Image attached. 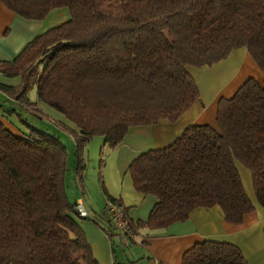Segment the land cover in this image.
<instances>
[{
    "label": "trees",
    "instance_id": "1",
    "mask_svg": "<svg viewBox=\"0 0 264 264\" xmlns=\"http://www.w3.org/2000/svg\"><path fill=\"white\" fill-rule=\"evenodd\" d=\"M2 2L26 20L44 21L59 8L71 19L37 35L14 61H0L2 75L21 81L0 83L13 107L0 103V264H99L82 225L90 215L80 217L67 192V147L18 107L38 118L46 105L76 126L70 132L82 184L95 136L116 148L131 129L176 123L199 100L190 68L212 67L246 48L264 72V0ZM11 114L28 130H9L3 120L11 122ZM239 164L251 172L256 202ZM129 174L136 192L157 201L147 221H131L102 186L108 208L125 211L134 236L186 222L197 209L218 206L235 226L257 207L264 211V84L249 79L221 100L215 128H187L170 147L141 154ZM107 233L114 251L119 241L134 242L118 236L111 221ZM182 264L250 263L236 245L205 241Z\"/></svg>",
    "mask_w": 264,
    "mask_h": 264
},
{
    "label": "crops",
    "instance_id": "2",
    "mask_svg": "<svg viewBox=\"0 0 264 264\" xmlns=\"http://www.w3.org/2000/svg\"><path fill=\"white\" fill-rule=\"evenodd\" d=\"M46 30L45 20H26L10 11L0 0V61H14L37 35ZM189 71L198 85L199 100L176 123L163 120L154 126L131 129L124 144L132 145L131 148L135 149L136 156L131 158V163L148 151L170 147L191 126L215 128L221 100L233 98L249 79L264 84V72L246 48L234 51L229 58L212 67L190 68ZM3 121L9 130L19 133L11 122ZM131 163L123 174L129 173ZM120 173L117 171L118 178ZM130 180L127 186L133 189L132 178ZM72 186L77 189L76 201L84 203L85 192L77 178ZM110 195L127 209L141 207L148 197H152L135 193L134 190L123 192L120 187L111 189ZM106 202L108 205L107 198ZM156 202L154 197L149 201L148 218ZM128 214L133 222L148 220H142L141 216L130 210ZM94 222L99 224L98 221ZM147 234L150 236L146 237ZM133 240L132 244L136 246L133 253L131 256L122 255L121 259L118 258L120 254L114 251L107 231L106 235L99 233L91 248L99 264H182L184 255L197 244L215 241L236 245L250 264H264V211L257 207L255 212L245 217L242 225L235 226L225 221L223 211L218 206L197 209L186 222L176 223L165 230L142 231ZM118 245H121L120 241Z\"/></svg>",
    "mask_w": 264,
    "mask_h": 264
},
{
    "label": "rangeland",
    "instance_id": "3",
    "mask_svg": "<svg viewBox=\"0 0 264 264\" xmlns=\"http://www.w3.org/2000/svg\"><path fill=\"white\" fill-rule=\"evenodd\" d=\"M70 19L71 13L69 9L59 8L49 13L45 19V27L46 29L53 28L69 21ZM20 82V78H8L0 73V83L17 86ZM36 98L37 89L35 87L29 92V99L31 102H36ZM0 103H3L9 109L13 108L12 104L8 101V98L1 92ZM17 110L19 114L23 115L29 124L55 135L67 147L69 151V168L66 175L67 192L71 201L74 202V200H76L75 195L77 189L72 186V182L76 178V154L75 141L70 131H74L76 126L64 115L46 105H42L43 115L38 118L28 114V112L20 106ZM9 118L11 119L9 121L13 122L17 129L28 130L18 119L16 114H11ZM128 136L129 133L124 141L116 148L106 146L104 137L95 136L85 149L84 158L86 170L84 173V182L81 186H83L85 192L84 205L90 218L83 221L82 225L91 244L98 239L99 233L106 235V231L109 229L110 214L108 212L109 208L106 202V194L102 186L103 183L109 194H111V189H117L118 187H120L123 192L134 190V192L137 193L134 188L132 189L130 186H127V182L131 181L129 173L123 174L131 163V160L136 156L135 149L131 148L132 145H130V147L124 145ZM239 168L245 190L250 198L256 202L251 172L240 164ZM117 171L121 172L119 178L117 176ZM151 198L148 197L141 207L133 206L130 207L129 210L136 215L141 216L142 220H147L149 214L148 203L151 201ZM94 221H98L99 224H96ZM135 237L136 235L134 238ZM135 248L136 246L130 243L127 246L120 245V247L115 249V252L117 255L120 254L118 258L121 259L122 255L131 256L133 253L132 251Z\"/></svg>",
    "mask_w": 264,
    "mask_h": 264
},
{
    "label": "built area",
    "instance_id": "4",
    "mask_svg": "<svg viewBox=\"0 0 264 264\" xmlns=\"http://www.w3.org/2000/svg\"><path fill=\"white\" fill-rule=\"evenodd\" d=\"M76 210L80 217L88 218L89 213L86 211L84 203L82 201L77 202ZM110 221L114 227L118 236L123 239H134L133 232H131L130 226L126 220L125 211L122 208L115 205H109Z\"/></svg>",
    "mask_w": 264,
    "mask_h": 264
}]
</instances>
